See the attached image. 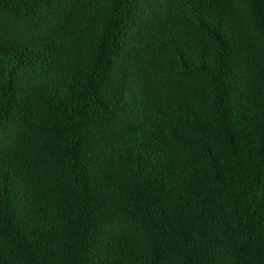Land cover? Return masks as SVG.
I'll list each match as a JSON object with an SVG mask.
<instances>
[{
    "label": "trees",
    "instance_id": "1",
    "mask_svg": "<svg viewBox=\"0 0 264 264\" xmlns=\"http://www.w3.org/2000/svg\"><path fill=\"white\" fill-rule=\"evenodd\" d=\"M247 4L0 0V264H264Z\"/></svg>",
    "mask_w": 264,
    "mask_h": 264
},
{
    "label": "rangeland",
    "instance_id": "2",
    "mask_svg": "<svg viewBox=\"0 0 264 264\" xmlns=\"http://www.w3.org/2000/svg\"><path fill=\"white\" fill-rule=\"evenodd\" d=\"M236 2L241 6V9L246 13L250 14L251 9L247 0H236ZM17 24L12 28V30L6 33V36H16V37H28L34 36L35 34H40V23H32L30 19L24 20L19 19ZM12 141V135L9 133L2 134L0 133V154L5 152L9 147V143Z\"/></svg>",
    "mask_w": 264,
    "mask_h": 264
}]
</instances>
